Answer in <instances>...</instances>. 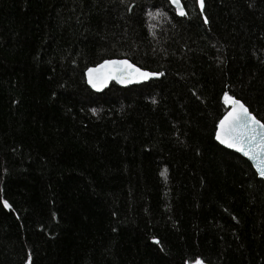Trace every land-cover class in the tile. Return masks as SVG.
Wrapping results in <instances>:
<instances>
[{"label": "trees", "instance_id": "trees-1", "mask_svg": "<svg viewBox=\"0 0 264 264\" xmlns=\"http://www.w3.org/2000/svg\"><path fill=\"white\" fill-rule=\"evenodd\" d=\"M182 2L0 0V264H264V180L215 139L233 99L264 122V0ZM111 58L161 76L96 93Z\"/></svg>", "mask_w": 264, "mask_h": 264}, {"label": "water", "instance_id": "water-1", "mask_svg": "<svg viewBox=\"0 0 264 264\" xmlns=\"http://www.w3.org/2000/svg\"><path fill=\"white\" fill-rule=\"evenodd\" d=\"M171 5L176 9L177 13L179 14V12L182 10H184V5L182 0H179V9L177 7L176 4L172 3V0H169ZM199 4L201 7V10H203V6L201 3V0H199ZM105 61H127L128 64L132 65L133 68L129 69L126 65H122V64H105ZM101 65H103V67H100ZM89 69H92L93 71L91 73H89ZM134 69H140L141 72H147V73H151V74H158V75H149L147 78H142L138 73H136L134 71ZM93 78V81L96 83V87H93L92 84L89 83V77ZM161 76L160 73L157 72H152L150 70H146L143 69L139 66H137L135 63H133L131 60H129L128 58H111V59H106L102 62H100L99 64L95 65V66H91L89 67L86 72H85V77H86V81H87V85L91 88L92 91L96 92V93H102L103 91H105L108 87H110V85L112 83H116L119 86L122 87H129L132 85H136V84H142L145 82H148L152 79H156L159 78ZM233 101H239L240 104H242L248 111V113L250 114L251 117H254L255 120L259 121L260 124H264L263 121H261L250 109L249 107L240 99H233L231 101L230 107L229 109L226 111V113L223 115V117L220 119V121L231 111H233L234 108H238V105H234ZM220 121L218 123L217 129H216V134H215V139L216 141L222 145L223 147H225L226 149H229L231 151L237 152L239 154H241L242 156H244L246 159H248L253 168L255 169L256 173L258 174V177L261 178L262 180H264V176H262L260 174V169L264 168V164L261 163V161H264V151H261L259 148V145L261 143V139L262 136H264V129H260L258 128L256 125H252L253 128H256V132L260 133L262 135H258L255 139L254 142H252V144L250 145H245V150L249 151L248 155H245L244 151H240L238 150L239 145L237 147H229L228 143L232 142L231 139L229 137H225L223 130L220 126ZM220 130L221 131V136L222 139H226L228 141V143H222L221 140L217 139V131ZM237 131H240V129L238 128ZM251 149V150H249ZM253 152L258 153V155L256 156L255 159L252 158ZM202 264H210L207 263L205 261H202Z\"/></svg>", "mask_w": 264, "mask_h": 264}, {"label": "snow or ice", "instance_id": "snow-or-ice-1", "mask_svg": "<svg viewBox=\"0 0 264 264\" xmlns=\"http://www.w3.org/2000/svg\"><path fill=\"white\" fill-rule=\"evenodd\" d=\"M172 3L176 4L179 9V0H172ZM179 14L184 15L185 13L181 10ZM104 63L122 64L126 65L129 69L133 68V66L128 64L127 61H105ZM100 67H103V65H101ZM92 71V69H89V73H91ZM134 71L138 73L142 78H147L149 75H158L141 72L140 69H134ZM89 83L92 84L93 87H96V83L93 81V78L91 76L89 77ZM233 104L238 105V108H234L233 111L229 112L220 121V126L223 130L224 136L229 137L232 142L228 143L226 139H222L220 130L217 131V139L221 140L222 143H228L229 147H237L239 145L238 150L244 151L245 155H248L249 151L245 150V145L252 144V142L255 141L258 135H262L260 133H257L256 128H253L252 125H256L258 128L264 129V124H260V122L255 120L254 117H251L247 109L242 104H240L239 101H233ZM238 128L240 129V131H237ZM259 148L261 151H264V136H262ZM257 155L258 153L253 152L252 158L255 159ZM261 163L264 164V161H261ZM260 174L264 176V168L260 169ZM4 206L9 207L7 202H4ZM194 264H202V261L197 258Z\"/></svg>", "mask_w": 264, "mask_h": 264}]
</instances>
